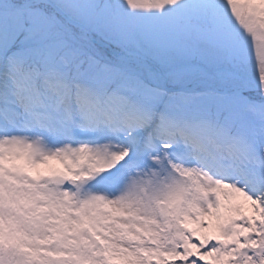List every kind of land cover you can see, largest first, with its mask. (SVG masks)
<instances>
[{
  "label": "snow or ice",
  "instance_id": "snow-or-ice-1",
  "mask_svg": "<svg viewBox=\"0 0 264 264\" xmlns=\"http://www.w3.org/2000/svg\"><path fill=\"white\" fill-rule=\"evenodd\" d=\"M0 264H264V0H0Z\"/></svg>",
  "mask_w": 264,
  "mask_h": 264
}]
</instances>
